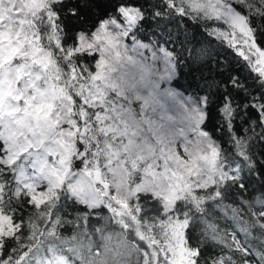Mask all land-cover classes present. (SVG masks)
Here are the masks:
<instances>
[{"label":"snow or ice","instance_id":"6c2138e0","mask_svg":"<svg viewBox=\"0 0 264 264\" xmlns=\"http://www.w3.org/2000/svg\"><path fill=\"white\" fill-rule=\"evenodd\" d=\"M169 14L205 42L190 48ZM149 27L155 43L132 49ZM261 32L264 0H0V264H264ZM214 41L249 75L201 59ZM185 53L207 89L192 136L156 116ZM213 110L228 148L200 131ZM97 233L111 246L93 251Z\"/></svg>","mask_w":264,"mask_h":264},{"label":"trees","instance_id":"16d2710c","mask_svg":"<svg viewBox=\"0 0 264 264\" xmlns=\"http://www.w3.org/2000/svg\"><path fill=\"white\" fill-rule=\"evenodd\" d=\"M147 3L150 6L155 7L156 5L160 3V0H147ZM164 21L168 24L169 31L187 29L186 35H188L189 37L191 36L195 37L192 45H189L190 48L192 46L199 47V45L196 44V41L205 42L204 35L202 34L200 30H198L195 27L194 21L185 22L183 18L172 15V14L164 16ZM136 24H137V21L135 22L131 32L136 31ZM189 24H191L190 27H189ZM253 24H255V18H253ZM153 30L159 31V29H155L153 27L141 28L140 31L134 37L140 41H143L144 43H148L149 40L155 43L156 38L151 36V31ZM257 43L259 46H261L262 49H264V32H261L259 34ZM200 50L203 53V55L201 56V59H207L209 56H212L213 58L218 59L224 65L225 68H231L234 71L238 72L241 76L249 75V70L247 67H245L244 60L237 55L234 49L228 48L226 42L224 44H221L220 41H214L211 48H209L208 45L205 43L201 47ZM192 55L193 53L184 54V59H182L179 65L176 66L177 70L174 72V75L172 76V79L170 80V85L172 88L180 91L181 93L198 100V98L202 97L203 93L207 91V89H206L205 83L201 81L199 74H195V76L189 75V72H190L189 65L192 63L191 61ZM185 60H187V63L184 62ZM248 83L254 84V82L251 79H249ZM218 124H219V121L216 118L215 111L213 110L212 115L210 116L207 123L204 125H201L200 128L203 132L208 134L215 143H218L220 146L224 148H228L229 141L224 137V134L218 130ZM261 159H264V157H261ZM252 183L253 184L256 183L255 178L253 179ZM68 211L69 213H71L72 216H76V215L82 216L83 213L85 212V208L83 206H76V208L73 209L70 206ZM30 212H31V209L26 210V215L27 213H30ZM105 214L110 215V213H105ZM133 220H135V217H133ZM102 223L104 222L99 220V218L93 217L87 221L85 227L89 231H91L93 226H100ZM226 224L228 225L229 229H231L232 225L230 222L225 221L223 219L220 220V225L222 228ZM109 231H119V229L115 227L114 222H111L109 224ZM72 232L73 230L71 228H67L64 230V235L66 236L71 235ZM79 239L85 245L88 243V240L83 235H81ZM128 239L132 242H135V240L138 238H135L132 233H129ZM95 242H99L101 244L109 243V246H111V243H113V242L103 241L100 238V235L97 233L94 238L93 251L102 250V249H97L95 247ZM141 246L143 249L147 250V245L145 242H141ZM81 251H82V254H87L86 248L82 249ZM250 259H255V258L250 257Z\"/></svg>","mask_w":264,"mask_h":264},{"label":"rangeland","instance_id":"374dc122","mask_svg":"<svg viewBox=\"0 0 264 264\" xmlns=\"http://www.w3.org/2000/svg\"><path fill=\"white\" fill-rule=\"evenodd\" d=\"M129 11H135V9H130ZM135 22L136 19L133 17L132 27L128 29V32L132 31ZM127 34L128 33H125V35ZM128 43L132 49L137 47H149L148 43H144L143 41L136 39L134 36ZM161 51H163V49H161ZM169 55L171 54L169 53ZM102 70L101 67V71ZM173 75L174 73L171 76H166L160 80L159 91L162 95L158 97L156 116L166 125L176 128L177 130H183L188 136H192L194 135V132L192 131L193 125L190 123V112L192 109L196 108L197 100L171 87L170 80ZM200 131L203 132L201 128Z\"/></svg>","mask_w":264,"mask_h":264}]
</instances>
